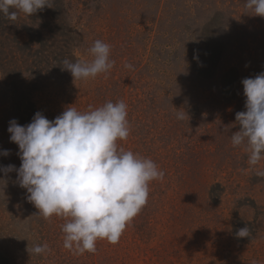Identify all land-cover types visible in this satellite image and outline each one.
<instances>
[{
    "label": "rangeland",
    "instance_id": "obj_1",
    "mask_svg": "<svg viewBox=\"0 0 264 264\" xmlns=\"http://www.w3.org/2000/svg\"><path fill=\"white\" fill-rule=\"evenodd\" d=\"M245 3L61 2L72 61L90 60L88 49L99 39L110 45L114 66L87 81L53 73L33 89L32 101L49 120L66 107L83 112L124 101L130 135L118 145L153 160L164 177L149 183L146 205L118 243L100 239L94 253L81 254L63 246L66 219L39 215L16 172H0L6 180L4 188L0 181V264H264V177L230 141L239 130L235 114L245 110L241 81L264 72V18ZM23 24L20 36L34 47L51 30L46 17L32 15ZM14 115L0 70V151L10 152L0 155V166L19 168L18 146L7 132ZM245 226L251 238H238ZM34 244L48 251L34 255Z\"/></svg>",
    "mask_w": 264,
    "mask_h": 264
},
{
    "label": "clouds",
    "instance_id": "obj_2",
    "mask_svg": "<svg viewBox=\"0 0 264 264\" xmlns=\"http://www.w3.org/2000/svg\"><path fill=\"white\" fill-rule=\"evenodd\" d=\"M55 0H0V16L11 21L52 8ZM245 8L264 18V0H246ZM111 48L95 40L88 49L90 60L62 61L63 70L73 80L87 81L107 74L114 66ZM131 69V64H125ZM244 111L235 114L239 130L230 135L233 147H242L251 170L264 177L259 168L264 161V72L241 81ZM177 111V119L185 118ZM128 106L120 100L108 101L86 111L66 107L53 120L36 112L30 123L9 121L10 142L18 146L20 166H0L5 175L16 172V183L26 189L28 202L45 219L53 215L66 219L62 225L63 246L78 253H94L96 241L116 244L127 224L146 205L149 183L163 179L164 173L153 160L125 150L118 141L130 135ZM9 150L0 151L8 156ZM3 188L6 180L0 178ZM248 226L239 229L238 238H251ZM34 255L48 251L47 244H34Z\"/></svg>",
    "mask_w": 264,
    "mask_h": 264
},
{
    "label": "trees",
    "instance_id": "obj_3",
    "mask_svg": "<svg viewBox=\"0 0 264 264\" xmlns=\"http://www.w3.org/2000/svg\"><path fill=\"white\" fill-rule=\"evenodd\" d=\"M62 1L55 0L52 8L45 7L43 11L33 14L35 19L46 17L51 25L47 36H38L37 47L27 37L22 39L20 36V32L26 33L27 30L23 24L27 17L23 13V16L19 13V18L15 21L0 16V70L5 80H8L15 107L14 116L19 125H27L36 112H41L31 96L36 85L43 84L53 73L71 77L62 68L64 59L72 61L73 58L65 22L61 19L60 12L58 13ZM23 71L30 74L31 81L26 80Z\"/></svg>",
    "mask_w": 264,
    "mask_h": 264
}]
</instances>
